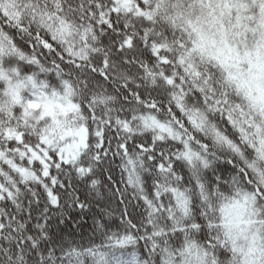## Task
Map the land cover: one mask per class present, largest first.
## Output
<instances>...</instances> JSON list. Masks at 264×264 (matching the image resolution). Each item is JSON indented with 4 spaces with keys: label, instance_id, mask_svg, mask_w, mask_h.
Listing matches in <instances>:
<instances>
[{
    "label": "snow or ice",
    "instance_id": "snow-or-ice-1",
    "mask_svg": "<svg viewBox=\"0 0 264 264\" xmlns=\"http://www.w3.org/2000/svg\"><path fill=\"white\" fill-rule=\"evenodd\" d=\"M0 264H264V0H0Z\"/></svg>",
    "mask_w": 264,
    "mask_h": 264
}]
</instances>
